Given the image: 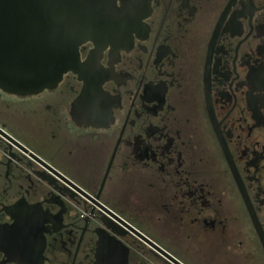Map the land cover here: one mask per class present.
<instances>
[{
    "label": "flooded vegetation",
    "instance_id": "obj_1",
    "mask_svg": "<svg viewBox=\"0 0 264 264\" xmlns=\"http://www.w3.org/2000/svg\"><path fill=\"white\" fill-rule=\"evenodd\" d=\"M72 2L76 70L0 87V264H176L123 222L181 264H264V0Z\"/></svg>",
    "mask_w": 264,
    "mask_h": 264
},
{
    "label": "water",
    "instance_id": "obj_2",
    "mask_svg": "<svg viewBox=\"0 0 264 264\" xmlns=\"http://www.w3.org/2000/svg\"><path fill=\"white\" fill-rule=\"evenodd\" d=\"M88 17L84 7L72 0H0V87L38 92L76 70L81 45L94 38ZM123 224L170 261L181 264Z\"/></svg>",
    "mask_w": 264,
    "mask_h": 264
},
{
    "label": "rangeland",
    "instance_id": "obj_3",
    "mask_svg": "<svg viewBox=\"0 0 264 264\" xmlns=\"http://www.w3.org/2000/svg\"><path fill=\"white\" fill-rule=\"evenodd\" d=\"M136 213H135L136 216L142 217L141 215H139L138 213L136 214ZM147 218H148L147 220H140V221L137 220L136 224L140 229H143L148 234L155 237V233L157 232V228H156V224H155L154 212L148 213ZM131 243H132L133 248L136 250L137 254H139L141 258L145 259V261H146L145 264H170L165 259L157 256L149 247H147L145 245H140L139 243H133L132 241H131ZM164 245L170 251L174 250V247L172 245H170V244H167V245L164 244ZM181 259L186 264H203L202 260H198V259H195V258H192L189 256L181 257Z\"/></svg>",
    "mask_w": 264,
    "mask_h": 264
}]
</instances>
